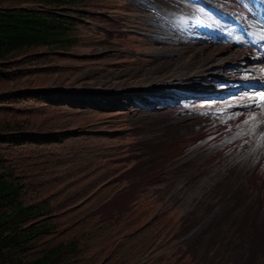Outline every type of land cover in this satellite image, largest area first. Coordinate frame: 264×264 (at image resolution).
Instances as JSON below:
<instances>
[{
	"label": "rangeland",
	"instance_id": "obj_1",
	"mask_svg": "<svg viewBox=\"0 0 264 264\" xmlns=\"http://www.w3.org/2000/svg\"><path fill=\"white\" fill-rule=\"evenodd\" d=\"M15 1L25 7L35 4L32 2L34 0ZM84 1L70 9L81 11L84 17H78V22L73 18L76 40L67 53H50L40 48L29 52L33 54L31 57L45 53V57L38 61L22 63L24 58L20 55L0 65V120L24 127L5 132L4 140L0 142V154L12 163L15 173L23 178L24 200L49 201L51 212L49 217L44 218L47 220L51 217L55 225L54 232L38 241V246L76 239L81 245L78 264H237L242 260L241 253L246 246L243 247L238 238L241 235L240 227L231 221L243 214L244 204L245 207H252L251 210L260 209L261 215L257 216V220L260 224L264 223V204L259 202L264 198V178H254L252 181L255 187L248 190L250 201L244 194L235 196V191H224L225 196H230L225 199L227 203H219V197H212V192H209L215 183L218 186L226 180L221 181L220 176H215L217 182L207 179L206 182L197 176L191 184L185 183L191 180V169L203 170V175L211 170L203 167L204 161L197 162L205 152H213L208 157L214 156L221 166L235 150L238 152L240 145H244L242 148L245 149L241 148L243 153H240L237 162L243 157L248 162H254L256 155L263 153L257 146L253 147L256 148L254 154L252 148L246 149L249 143L254 142L249 135L255 133L252 132L254 128L249 129L254 118L245 115L264 108V95H259L258 90L256 99L234 105H231L230 99L222 100L227 105L220 109L214 106L222 103L217 98L201 100V97L188 95L182 101L184 98L173 93L170 94L172 97H166L164 105L155 103L156 108L155 105L150 109L130 105L126 109L136 97L158 90L163 91L159 96L164 94L163 85L157 87L151 81H146V86L152 88L141 91L134 85L137 78L141 79L147 74L143 70L166 59L163 51L169 49L171 56H177L180 53L176 52L183 43H204V38L208 36L204 35L206 31L201 33L194 29L191 23L184 26L178 19L166 15L162 16L164 28L159 27V22L154 25L152 12L143 4H139L138 9L134 0ZM185 2L202 4L199 7L205 12L199 11L201 17L211 18L207 19L208 26L211 20L218 19L219 31L226 37L232 35L228 33L230 29L238 31L239 28L231 21L232 17H249L257 13L253 12L251 0ZM169 3L177 2L171 0ZM260 11L264 13V6L260 7ZM257 16L260 17V14L257 13ZM205 18L200 22L206 21ZM260 18L263 19L260 23L264 25V14ZM167 25L172 30H166ZM208 29L215 31L214 28ZM241 30L248 32V29ZM156 40L163 42L154 44ZM263 43L264 39L257 50L264 54ZM158 70H161L159 75H164V67ZM235 75L238 77L233 81L240 83L234 86L235 91L249 94L253 88L248 87L247 73L238 70ZM121 81L125 82V88L118 91L117 83ZM220 84L213 82L212 90L219 89L220 92L225 89L226 85ZM235 91L232 88L230 94ZM170 98H176L180 105H173L172 100L168 101ZM137 108L141 110L136 111ZM155 109L158 111H151ZM185 115L194 116L188 123L198 122H186L188 127L180 123L181 127L174 125L169 128L172 133L169 140L172 139V142L167 147L170 153L165 156L162 140L170 134L167 128L181 121ZM203 115L209 116L206 119ZM262 115L264 117V112ZM244 124L249 125L247 130L250 131L243 134L242 141L239 144L229 142V134L238 133ZM141 126L150 129L142 130ZM217 126L221 129L224 127L223 135H219L221 131L217 134L208 131L209 127ZM141 132L144 134L143 141ZM203 135L204 138L209 137V141L218 143L201 148L197 155L189 159L183 155L186 158L184 163L178 161L177 158L180 159L182 155L179 153L180 145H176L180 138ZM207 139H204V146ZM225 145L237 146L230 151L231 154L216 155L214 151L226 148ZM137 154H140V160ZM173 161L177 165L172 168L168 164ZM214 163L210 166H214ZM225 167L226 172L221 176L227 173ZM164 171L171 175L165 176ZM245 180L238 178L235 183L240 186ZM200 186H203V190L194 191ZM159 207L164 210L157 214ZM222 208L226 210L223 215L227 218L220 224L215 212ZM153 215L158 216L153 219ZM184 216L189 217L186 224H182ZM261 252H258L259 260L256 263L246 260L244 264H260L264 259ZM184 257L187 260L193 257V260L187 261Z\"/></svg>",
	"mask_w": 264,
	"mask_h": 264
},
{
	"label": "bare ground",
	"instance_id": "obj_2",
	"mask_svg": "<svg viewBox=\"0 0 264 264\" xmlns=\"http://www.w3.org/2000/svg\"><path fill=\"white\" fill-rule=\"evenodd\" d=\"M170 1L171 0H169V2ZM169 2L167 0L164 1V13H165L164 15L168 16L169 18L178 19L179 23H181L184 26H186L187 24L189 26V23H191L195 27L194 29H198L197 31H199V32L206 31L207 34H206V32H204V35H207L208 37L204 38V40H203L204 43H193L191 45H189L187 43H183L184 45L182 47H179V50L176 52L177 54L180 53V55H177V56H175V54H174V56H171L172 53L169 52V49H167L168 51H163V53L164 54L166 53L165 55H167V57L165 56L166 59H164V61H160L157 64L151 66L150 68L143 70V72L147 73L145 76L149 77V79L145 78V76H144L141 79L137 78L136 82L134 83V85L138 86V89L140 91H141V89L149 88L150 85L146 86L148 84V82H146V81H149V83L151 81L154 84L158 85L157 87H161L163 85V87H164V94L162 95L163 98H164V96H166V97L171 96L173 93H175V95H177V97H179V98H184L185 96H188V95H190L192 97H196V96L201 97V100L205 99L206 97L208 99H210L211 97H214L212 100H216V98H217L218 100H220V102L223 103V104L220 103V105H214V106H216V108L218 107L220 109H222V107H225L227 105V103L223 102L222 100H229L230 99L231 105H234V104L239 103L240 101L244 102L246 100L252 101L253 99H256L258 97L257 93H256L258 90H261V93L264 92V69H263L264 68V54L257 50V46H259L262 39H264V25L262 23H260V20L263 21V19L260 17H262L264 14V13L262 14V11H260V7L264 6L263 0L261 2L260 1L258 2V0H251V2L253 3V4H251L252 5L251 7L254 10L253 12L256 11L258 14H260V17L257 16V13H254L255 16H253V15L249 16V17L241 16V18H239L237 15H235L237 17L231 18V21L236 25L237 28L238 27L239 28H238V31L230 29L228 33L230 34V32H231L232 35L229 37H226V35L224 36L222 34V32L219 31L220 21L218 19H214L213 21L211 20L210 21L211 25L210 26L207 25V22H208L207 19L209 20L211 18L201 17L199 11L201 10V11L205 12V10H203L199 7V5H202V4H199V5L193 4L194 1H193V3H186L185 1L177 2V3H169ZM187 15H188V18H187ZM216 16L218 17L219 15H216ZM229 16L230 15H228V17ZM202 18H205L206 21L204 20V21L200 22V20H202ZM197 21H199V22L196 23ZM238 21H241V22H238ZM238 23L241 24L242 26L240 27ZM261 27H262V29L259 30L258 28H261ZM208 28H214L215 31L211 32V31H209ZM241 28L248 29V32H243L241 30ZM237 36H241L242 38H240V37L238 38ZM188 37H190V36H187V38ZM200 38H202V37H199V38L195 37V39H200ZM253 38L256 39V41ZM161 67H164V75L162 74L163 76L159 75V73H161L160 72L161 70L159 71L158 69ZM238 70L243 71L244 73H247L248 87L251 86L253 88V89H251L249 94L246 92H242V91H241V93L235 91L234 86L240 84L236 80L233 81L235 79V77H238L235 75V72ZM109 81H110V79H109ZM213 82H220L224 86L226 85V87H225V89L224 88L221 89L220 92H218L219 89L212 90ZM123 83H125V82L121 81V82L117 83V85L119 84L117 86L118 91L125 88ZM127 85H129V83ZM139 87H141V88H139ZM209 87H211V88H209ZM230 87H232L233 91H235L234 94H230V92L232 90V88H230ZM150 88H152V86ZM151 91L152 90H150V92ZM225 92H228V93L226 94ZM154 93H156V92L153 91V94ZM161 93H163V91H160L159 93H156V94H158V96H159V94H161ZM254 93H256V94H254ZM223 95H226V96H223ZM232 95H234V96H232ZM227 96H228V98H227ZM229 96H232V97H229ZM168 101H171L172 103H174L173 105H177V106L180 105L177 102V100L174 101V98H172V99L170 98V100L168 99ZM214 102L216 103V101H214ZM155 103H156V105H158V104L164 105L163 102H161V101H159V102L153 101L152 105H155ZM156 105L154 106L155 108L157 107ZM210 105H212V104H210ZM181 107H183L182 104H181ZM151 108H153V106ZM164 108L166 109L165 106H164ZM211 110H213V108H211ZM217 110L219 112V109H217ZM263 112H264V108L262 110L257 109L255 112L251 111L247 115H245L247 117L250 116V117L254 118L252 125L249 127L250 130H253V128L255 127V125L257 123H260V125H261L260 128H261V130L264 131V117L262 115ZM210 115L212 116L213 114H210ZM203 116L207 119V116H209V115H203ZM254 116H257V117L255 118ZM258 116H260V117H258ZM191 117H194V116L193 115H191V116L185 115L181 121L180 120L178 122L174 121L176 123L172 124L170 127L167 128L168 133H170L168 136L166 135L168 133L166 132L167 130L165 128L164 131H165V135L167 137L164 140H162V141H164V154L170 153L169 151H167V147L170 146L169 144H171V142H172V139L169 140V138L172 135V133L169 132L170 131L169 128H173L174 125L177 126L180 123H185V126L188 127V124H195L196 122H198V120H196V122H189L188 123V120ZM250 117H248V118H250ZM247 121H246V123H247ZM186 122L188 124H186ZM237 122H239V121H237ZM180 125H182V124H180ZM180 125L178 127H181ZM246 125L247 124H244L243 128L238 130L239 131L238 133H233V134L230 133L229 134V139H230L229 142L233 141L234 143L238 142V144H239V142L242 141L241 137L243 136V134L250 131V130H247V127L249 125L248 126H246ZM231 127L233 128V126H231ZM223 130H224V127L221 129V128H219V126H217L215 128H213V127L208 128L209 132L215 131L214 134H217L218 132L221 131L219 135H223L222 134ZM173 136H175V135H173ZM204 136L205 135L200 136L198 138L181 137L180 138L181 140L179 139L180 142H178V144H176V145H180L178 148H180L181 151L179 153H182V155H181V158L180 159L177 158V160L184 163L186 161V158L189 159L190 157L197 155L198 151H201V148H203V147L206 148L208 146L216 145L218 143L217 141H214V140L209 141L208 140L209 137L204 138ZM204 139H205V141L207 139V143L205 146L203 144L205 142ZM237 140H239V141H237ZM215 142H217V143L211 144V143H215ZM247 142H249V141H247ZM242 143L244 144V142H242ZM229 146L228 147L226 146V148L222 147L221 149H219L217 151L215 150L214 152H216V155L225 156L227 153H230V151L233 148H236L237 145L232 146V147H229ZM243 146L244 145L238 146L239 147L238 152H236V150H235V153L232 156L228 157V159L226 161H224V165L222 164V166L220 163H217L218 161L217 162L215 161L214 156L212 158H209L210 156L208 157V155L209 154L211 155V153H213V152H211L209 154L205 152L203 154L202 158L198 159L197 161L200 163H202L204 161L205 163L203 162L204 163L203 167L204 168H210L211 170L210 171L208 170V172H207L208 175L206 174L207 177L205 178L206 175H203L204 174L202 172L203 170L200 172V171H195V170L191 169L193 171V174H190L191 175L190 179L194 180V179H196L197 176H201L200 179H203V180L207 179V180H212L214 182L215 181L217 182V178H215V176L216 175L220 176V174H223L225 171L224 169H226L225 166H227V173L224 174V176H225L224 179H226V180L231 179V180L236 181L238 178H242L243 180L246 178L247 181L245 180L244 183L240 186H239V184H236V183L235 184L221 183V185L219 184L217 186V184L215 183V185L211 187L209 192H212L213 195H215V194L216 195H220V194L224 195L226 192L231 193L232 191H235L233 193V195H235V196L243 193L247 197V199L250 198L251 195L248 194V190H251L252 188L255 187L252 183V181H254V178H257V179H263L264 178V165H263L264 160L260 159V160H257V162L255 163V162H248L247 159L245 157H243V158H241L242 160L237 162L240 158V153H243L241 150V148ZM254 146H256L255 138H254L253 144L249 143L246 146V149L249 150L250 148H252L253 149L252 154H254V151H256V148H257V147L253 148ZM260 148L263 151V153H261L260 156L263 158L264 147H260ZM225 149H228V150H225ZM242 149H245V148H242ZM183 155L186 158L183 157ZM165 156H167V154ZM223 156H221V158ZM214 162H216V163H214ZM211 163H214V166H210ZM233 163H237V165L234 166ZM238 164H239V166H238ZM168 165L172 166V168H173L174 165L176 166L177 164H175V162L173 161V162H170V164H168ZM179 166H180V164H179ZM164 169H166V168H164ZM169 174L170 173L168 171H164L165 176H168ZM208 176L211 178H209ZM207 180H206V182H207ZM248 182H250V184H248ZM202 188H203V186H200V187H198V189H194V191L199 192V191L203 190ZM230 188H232V189H230ZM224 191H226V192H224ZM259 202L261 204H264V198H261L259 200ZM242 207L244 209V211H241L243 214L238 215L236 218L234 217L233 220L231 221V223L233 222L234 224H237L238 227H240L241 235L238 238H240V242L243 244V247L246 246L244 251L241 253L242 254L241 255L242 260L237 261L236 263L237 264H244V262L246 260H248V261L250 260L251 262L256 263L259 260V257H258L259 253L258 252L260 250L262 251L260 254L261 257L262 256L264 257V223L262 222L260 224V223H258V220H257V216L260 214V212H259L260 209L258 211H255L254 208L251 210L252 207L251 208H250V206L245 207L244 204L242 205ZM202 211H204V210H202ZM226 218H227L226 215H219L216 220H220V222L223 223L226 220ZM251 262H250V264H251ZM260 264H264V259H263V261L260 262Z\"/></svg>",
	"mask_w": 264,
	"mask_h": 264
},
{
	"label": "trees",
	"instance_id": "obj_3",
	"mask_svg": "<svg viewBox=\"0 0 264 264\" xmlns=\"http://www.w3.org/2000/svg\"><path fill=\"white\" fill-rule=\"evenodd\" d=\"M32 2L33 7H25L15 0H0V65L20 55L24 58L22 63L45 57V53L31 57V50L45 48L50 53H67L74 45L73 18L78 22V17L84 15L70 9L85 1ZM23 128L22 124L0 120V142L5 132ZM24 190L23 178L0 154V264H78L81 245L76 239L38 246V241L54 232L51 217L45 220L51 206L47 199L24 200Z\"/></svg>",
	"mask_w": 264,
	"mask_h": 264
},
{
	"label": "flooded vegetation",
	"instance_id": "obj_4",
	"mask_svg": "<svg viewBox=\"0 0 264 264\" xmlns=\"http://www.w3.org/2000/svg\"><path fill=\"white\" fill-rule=\"evenodd\" d=\"M183 218H184L185 221H183L182 224H186V222H187V220L189 219V217L187 218V216H186V217L184 216ZM187 256H191V255H188V254H187ZM184 258H185V257H184ZM185 259L187 260V258H185ZM190 260L192 261V260H193V257H189L187 261H190Z\"/></svg>",
	"mask_w": 264,
	"mask_h": 264
}]
</instances>
